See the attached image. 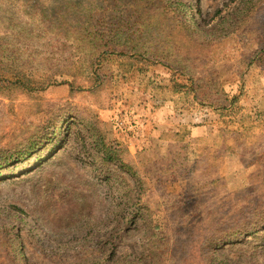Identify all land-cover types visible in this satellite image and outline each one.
<instances>
[{
    "label": "rangeland",
    "instance_id": "obj_1",
    "mask_svg": "<svg viewBox=\"0 0 264 264\" xmlns=\"http://www.w3.org/2000/svg\"><path fill=\"white\" fill-rule=\"evenodd\" d=\"M0 264H264V0H0Z\"/></svg>",
    "mask_w": 264,
    "mask_h": 264
},
{
    "label": "crops",
    "instance_id": "obj_2",
    "mask_svg": "<svg viewBox=\"0 0 264 264\" xmlns=\"http://www.w3.org/2000/svg\"><path fill=\"white\" fill-rule=\"evenodd\" d=\"M170 92L172 93L170 96L151 101L153 105L146 111L148 117L140 120L145 125V135H147L145 139L148 143L146 146L157 143L161 145L170 144L169 142L178 141V139H181L182 129L187 128L188 137L186 136L187 138L183 139L191 141L195 146L227 149V144H225L227 134L217 130L216 119H206L203 124L188 122L187 125L184 124L180 127L182 117L185 119L189 115V111L181 99L182 94L173 90H170ZM209 115V118H212V112ZM200 118L203 119V116H200ZM171 136L172 138H170Z\"/></svg>",
    "mask_w": 264,
    "mask_h": 264
},
{
    "label": "trees",
    "instance_id": "obj_3",
    "mask_svg": "<svg viewBox=\"0 0 264 264\" xmlns=\"http://www.w3.org/2000/svg\"><path fill=\"white\" fill-rule=\"evenodd\" d=\"M177 89H179V87H177ZM236 97L237 96L232 95V98L230 100L227 99V101H229L230 104L220 105L219 108H217V110H219L218 112H220V110H227L232 105V103L236 102V99H237Z\"/></svg>",
    "mask_w": 264,
    "mask_h": 264
},
{
    "label": "built area",
    "instance_id": "obj_4",
    "mask_svg": "<svg viewBox=\"0 0 264 264\" xmlns=\"http://www.w3.org/2000/svg\"><path fill=\"white\" fill-rule=\"evenodd\" d=\"M122 122H123V120H119L118 121V124L122 125Z\"/></svg>",
    "mask_w": 264,
    "mask_h": 264
}]
</instances>
